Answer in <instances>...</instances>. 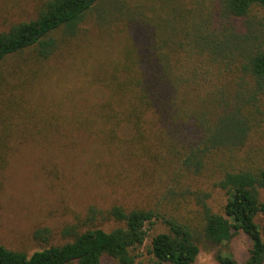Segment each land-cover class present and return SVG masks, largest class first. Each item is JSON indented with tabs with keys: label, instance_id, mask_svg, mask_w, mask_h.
<instances>
[{
	"label": "trees",
	"instance_id": "1",
	"mask_svg": "<svg viewBox=\"0 0 264 264\" xmlns=\"http://www.w3.org/2000/svg\"><path fill=\"white\" fill-rule=\"evenodd\" d=\"M90 15L100 31L129 33L96 66L80 57L104 100L69 116L60 99L58 116L36 125L38 138L49 141L51 125L96 135L142 175L152 171L143 178L144 199L131 208L89 206L61 228L63 242L38 227L32 238L48 243L31 253L0 244V264H100L104 256L118 264H194L201 249L215 248L218 264H261L264 162L239 152L264 121V0H45L0 31V169L37 100L39 66L76 46ZM211 190L224 193L219 208ZM109 223L115 226L101 227ZM157 223L163 230L149 234ZM238 234L250 241L241 262L225 249Z\"/></svg>",
	"mask_w": 264,
	"mask_h": 264
},
{
	"label": "rangeland",
	"instance_id": "2",
	"mask_svg": "<svg viewBox=\"0 0 264 264\" xmlns=\"http://www.w3.org/2000/svg\"><path fill=\"white\" fill-rule=\"evenodd\" d=\"M44 1L0 0V31L32 17ZM107 31L98 30L90 15L83 24L76 46L72 43L63 54L39 66L40 76L31 88L37 100L30 113L25 114L28 123L23 122L16 130L7 163L0 169V244L7 248L28 253L40 249L48 242L36 241L32 234L42 226L51 229V242L67 240L61 238V228L79 222L91 205L107 208L118 203L131 208L142 204L141 187L146 186L143 178H149L152 171L142 175V169L136 165L117 153L107 152L96 135L93 138L85 129L72 125L60 129H52L51 125L46 132L49 141L38 138L41 130L36 125H42L46 117L58 116L56 109L60 99L65 100V112L69 116L76 107L85 110L104 100L100 87L96 83L90 84L82 74L81 69L85 68H81L79 61L80 57L87 58L90 65L96 66L105 57L117 54L127 42L129 33L118 28ZM16 62L17 57H14L4 65L11 67ZM59 138L64 142L56 140ZM242 150L239 154L246 151L245 155L248 153L255 163L264 162V121L261 130L252 135ZM225 158H219V161L225 164L232 161ZM248 163L252 164V161L249 159ZM211 192L210 204L219 208L225 200L224 193ZM114 226V223L101 225L105 229ZM160 230L163 227L157 223L149 234ZM249 246L247 236L238 234L225 249L241 262ZM215 250L201 249L194 264H218L214 259ZM100 264L118 263L104 256Z\"/></svg>",
	"mask_w": 264,
	"mask_h": 264
}]
</instances>
